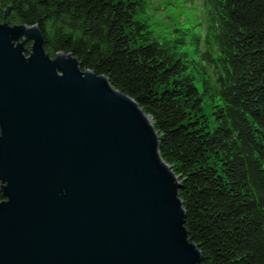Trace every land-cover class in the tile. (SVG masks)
I'll use <instances>...</instances> for the list:
<instances>
[{
  "label": "water",
  "instance_id": "95a60500",
  "mask_svg": "<svg viewBox=\"0 0 264 264\" xmlns=\"http://www.w3.org/2000/svg\"><path fill=\"white\" fill-rule=\"evenodd\" d=\"M180 188L133 98L0 24V264H201Z\"/></svg>",
  "mask_w": 264,
  "mask_h": 264
},
{
  "label": "trees",
  "instance_id": "16d2710c",
  "mask_svg": "<svg viewBox=\"0 0 264 264\" xmlns=\"http://www.w3.org/2000/svg\"><path fill=\"white\" fill-rule=\"evenodd\" d=\"M203 1L162 42L148 0H0V24L37 25L152 117L201 264H264V0Z\"/></svg>",
  "mask_w": 264,
  "mask_h": 264
},
{
  "label": "rangeland",
  "instance_id": "374dc122",
  "mask_svg": "<svg viewBox=\"0 0 264 264\" xmlns=\"http://www.w3.org/2000/svg\"><path fill=\"white\" fill-rule=\"evenodd\" d=\"M151 11L152 20L155 26L152 27L155 35L159 40L164 41L163 37L169 39V26L174 28H182L187 23L194 25V31L199 30V24L205 21V8L203 0H148ZM150 12V11H149ZM181 24H184L181 26ZM169 25V26H168ZM181 26V27H180ZM201 31V29H200ZM188 54L193 59L195 58V50L188 49ZM199 88L201 84L198 83ZM206 113L213 121L214 117L210 115V106L206 104Z\"/></svg>",
  "mask_w": 264,
  "mask_h": 264
}]
</instances>
